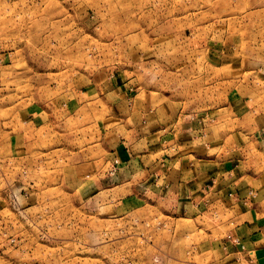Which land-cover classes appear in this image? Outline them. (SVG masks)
Listing matches in <instances>:
<instances>
[{"label":"rangeland","instance_id":"1","mask_svg":"<svg viewBox=\"0 0 264 264\" xmlns=\"http://www.w3.org/2000/svg\"><path fill=\"white\" fill-rule=\"evenodd\" d=\"M115 73L202 120L246 191L181 199L114 177L123 153L75 177L97 117L71 106ZM259 246L264 0H0V264H264Z\"/></svg>","mask_w":264,"mask_h":264},{"label":"crops","instance_id":"2","mask_svg":"<svg viewBox=\"0 0 264 264\" xmlns=\"http://www.w3.org/2000/svg\"><path fill=\"white\" fill-rule=\"evenodd\" d=\"M81 93V102L71 106L76 109L73 114L81 112L85 118L94 111L97 118L85 121L78 130L85 148L79 163L71 167L75 177L86 180L102 175L107 160L120 159L123 153L124 172L117 171V166L114 177L125 174L127 180L145 186L150 183L149 187L158 181L156 186L176 191L181 199L194 195L219 203L231 191H246L248 174L233 180L242 166L229 160L230 165L218 169L217 140L207 141V135H201L202 120L186 124L185 117L178 115L180 111H175L176 105L156 98L147 89L132 87L120 73L108 76L103 87ZM250 239L243 244L249 247ZM260 248L248 253L264 251Z\"/></svg>","mask_w":264,"mask_h":264}]
</instances>
